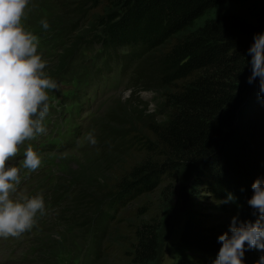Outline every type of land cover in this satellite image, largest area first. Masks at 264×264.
I'll use <instances>...</instances> for the list:
<instances>
[{
	"label": "trees",
	"instance_id": "1",
	"mask_svg": "<svg viewBox=\"0 0 264 264\" xmlns=\"http://www.w3.org/2000/svg\"><path fill=\"white\" fill-rule=\"evenodd\" d=\"M64 2L54 21L83 16L86 26L68 41L61 36L55 68L86 40L132 45L130 87L151 91L155 108L138 100L112 109L98 134L101 151L47 188L55 225L76 229L85 243L92 233L88 264H156L178 173L192 172L176 264H214L233 217L239 226L259 215L248 200L253 182L264 183V96L259 77L251 85L248 78L264 0ZM229 193L235 201L222 203ZM57 253L40 259L54 263Z\"/></svg>",
	"mask_w": 264,
	"mask_h": 264
},
{
	"label": "clouds",
	"instance_id": "2",
	"mask_svg": "<svg viewBox=\"0 0 264 264\" xmlns=\"http://www.w3.org/2000/svg\"><path fill=\"white\" fill-rule=\"evenodd\" d=\"M29 0H0V237L19 238L45 214L41 195L31 198L18 192L21 170L34 172L41 166V157L28 144L20 167L8 166L20 154V147L46 132L44 120L49 112V91L58 88L55 80L44 71L46 62L38 54L39 38L27 31L22 23ZM47 30V20L41 21ZM252 73L249 85L259 77V94L264 96V33L255 36L249 49ZM88 139L95 143L89 133ZM253 195L248 204L258 211L254 222L240 223L233 217L231 235L221 234L214 264H244L245 245L264 251V183L252 184ZM229 193L222 203L234 202ZM256 264H264L261 256Z\"/></svg>",
	"mask_w": 264,
	"mask_h": 264
},
{
	"label": "rangeland",
	"instance_id": "3",
	"mask_svg": "<svg viewBox=\"0 0 264 264\" xmlns=\"http://www.w3.org/2000/svg\"><path fill=\"white\" fill-rule=\"evenodd\" d=\"M64 0H29L28 6L25 9V16L22 20L23 26L27 31L30 32H42L45 35L55 34L58 40L62 43L63 39L61 36H66L67 41L71 39L76 33V29L79 26H86L85 17H81L78 21L68 20L64 22H55L56 15L61 11L60 4H65ZM73 17H78L79 13L77 10L69 13ZM78 15V16H77ZM47 20L49 28L45 30L41 21ZM57 51L61 53L62 48L56 47L48 56L45 58L46 68L45 73L50 78L56 81L58 88L49 91V96H57L67 91L69 86H76V81L65 79L66 74L62 73L59 68L52 69L55 63ZM80 58V54L76 53L73 56V61L77 62ZM106 60V58H102ZM114 63L111 67L112 71L107 76H98L94 84L91 86L93 94V112L90 113L86 122H84V133L80 139L81 144L76 150H69L59 154H44L39 155L41 157V166L34 172H27V170H21V181L23 185H30L31 181H27L26 178L29 174H32L33 183H42L45 187L49 185H56L61 182L63 178L67 179L70 172V167L75 165H81L86 160L95 157L99 150V143L96 134L103 125V121L109 120V115L113 109V114L117 111V107L122 102H127L129 105H133L138 100L147 105L149 111H153L155 108V102L152 99V92L149 90H140L139 92H133V87L129 86L133 84L132 72L120 75L119 69L123 67V63L118 60H107L106 65L102 66L100 59L97 60L96 66H100V69L109 66ZM116 63V64H115ZM119 69H118V66ZM94 67L90 61L85 68ZM50 70L48 73L47 71ZM120 79V83L118 80ZM129 80V81H127ZM127 82V84H126ZM114 84V85H113ZM89 133L95 138V143H91L88 139ZM20 167V163L13 164ZM12 166V165H11ZM38 182H35V175ZM193 174L192 172L180 171L175 181L174 194L172 202L169 206V211L165 218H163V229L160 243L159 258L156 264H176L177 259L182 255L184 245L181 241L183 225L187 217V209L189 206L190 195L192 191ZM37 187L33 185L35 191ZM37 192L41 193L43 197L45 210L49 206V199L45 193H42L37 189ZM181 194H186L188 197V204L185 210H179L178 206L181 205L182 199ZM204 194H208L204 192ZM198 200L207 201V198H200ZM193 201L198 202L193 199ZM40 216V214H38ZM168 220V223L165 221ZM53 235L54 241L48 242L49 239L46 236ZM231 233L229 234V236ZM85 236L78 234L76 229L70 228L69 226L59 227L58 225H52V230L47 233H35L29 240H25L20 243L9 244V248L16 251V255L21 258L19 264H88V259L93 256L92 250L93 245L91 243L92 233L88 235L86 243ZM56 249L58 253L55 257L54 263H49L50 260L43 262L41 256L49 249ZM246 253V254H245ZM245 255L243 257L244 264L245 259L251 257V263L256 264L261 256H264L259 250L245 249Z\"/></svg>",
	"mask_w": 264,
	"mask_h": 264
},
{
	"label": "water",
	"instance_id": "4",
	"mask_svg": "<svg viewBox=\"0 0 264 264\" xmlns=\"http://www.w3.org/2000/svg\"><path fill=\"white\" fill-rule=\"evenodd\" d=\"M180 198L182 199L181 205L178 206L179 210H185L186 205L188 204V197L186 194H181ZM165 221L168 223V220L165 219Z\"/></svg>",
	"mask_w": 264,
	"mask_h": 264
}]
</instances>
